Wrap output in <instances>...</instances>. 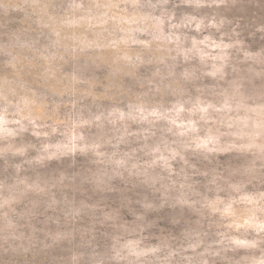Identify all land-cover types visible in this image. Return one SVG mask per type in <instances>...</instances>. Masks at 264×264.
<instances>
[{"label": "clouds", "instance_id": "1", "mask_svg": "<svg viewBox=\"0 0 264 264\" xmlns=\"http://www.w3.org/2000/svg\"><path fill=\"white\" fill-rule=\"evenodd\" d=\"M0 264H264V0H0Z\"/></svg>", "mask_w": 264, "mask_h": 264}]
</instances>
